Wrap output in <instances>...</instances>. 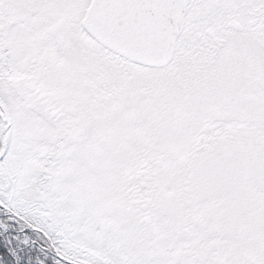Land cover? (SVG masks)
Segmentation results:
<instances>
[{
	"label": "snow or ice",
	"instance_id": "obj_1",
	"mask_svg": "<svg viewBox=\"0 0 264 264\" xmlns=\"http://www.w3.org/2000/svg\"><path fill=\"white\" fill-rule=\"evenodd\" d=\"M0 264H264V0H0Z\"/></svg>",
	"mask_w": 264,
	"mask_h": 264
}]
</instances>
